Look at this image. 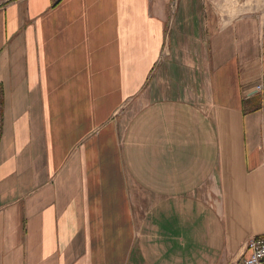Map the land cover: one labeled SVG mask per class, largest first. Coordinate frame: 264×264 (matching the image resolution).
<instances>
[{
    "label": "crops",
    "instance_id": "crops-1",
    "mask_svg": "<svg viewBox=\"0 0 264 264\" xmlns=\"http://www.w3.org/2000/svg\"><path fill=\"white\" fill-rule=\"evenodd\" d=\"M261 233L263 13L0 0V264H228Z\"/></svg>",
    "mask_w": 264,
    "mask_h": 264
},
{
    "label": "rangeland",
    "instance_id": "rangeland-1",
    "mask_svg": "<svg viewBox=\"0 0 264 264\" xmlns=\"http://www.w3.org/2000/svg\"><path fill=\"white\" fill-rule=\"evenodd\" d=\"M197 2H198V7L199 5L201 7L207 6L212 10L222 13L223 16H225V18H229V21L242 14H247V13L264 14V0H197ZM200 225H202L203 228L200 234L199 233L197 234V237L194 240V242L192 237L186 238L185 241H183V244L187 245L188 248L194 247L195 245V249H200L201 246L206 245V242L208 243L211 239L215 241V239L213 238V234H215L214 228L212 231L211 229H209L211 231L209 232L205 228V225L203 223H201ZM223 226H224V230H226V224H224ZM204 233H205V237H204ZM197 245L200 247H198ZM239 249L236 250V253L231 254L229 256L228 263L240 253Z\"/></svg>",
    "mask_w": 264,
    "mask_h": 264
},
{
    "label": "built area",
    "instance_id": "built-area-1",
    "mask_svg": "<svg viewBox=\"0 0 264 264\" xmlns=\"http://www.w3.org/2000/svg\"><path fill=\"white\" fill-rule=\"evenodd\" d=\"M228 264H264V233L249 237Z\"/></svg>",
    "mask_w": 264,
    "mask_h": 264
}]
</instances>
